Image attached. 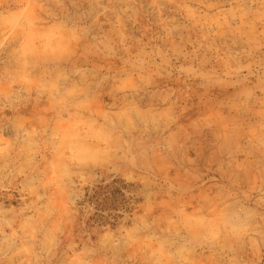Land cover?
<instances>
[{"label":"rangeland","instance_id":"1","mask_svg":"<svg viewBox=\"0 0 264 264\" xmlns=\"http://www.w3.org/2000/svg\"><path fill=\"white\" fill-rule=\"evenodd\" d=\"M0 264H264V0H0Z\"/></svg>","mask_w":264,"mask_h":264}]
</instances>
